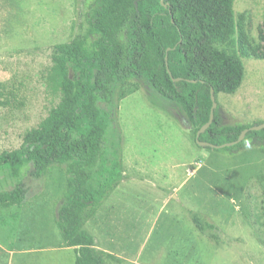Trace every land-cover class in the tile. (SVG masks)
<instances>
[{
	"label": "rangeland",
	"instance_id": "374dc122",
	"mask_svg": "<svg viewBox=\"0 0 264 264\" xmlns=\"http://www.w3.org/2000/svg\"><path fill=\"white\" fill-rule=\"evenodd\" d=\"M84 10V0H0V154L19 149L60 103L54 48L74 37ZM234 11L254 56L217 109L225 126H251L264 122V0H235ZM112 91L100 107L108 142L121 138L126 178L85 222L94 246L66 247L57 219L67 175L53 167L24 179L22 206L0 210V264H264L262 148L199 146L182 108L145 80ZM15 181L0 171V191Z\"/></svg>",
	"mask_w": 264,
	"mask_h": 264
},
{
	"label": "trees",
	"instance_id": "16d2710c",
	"mask_svg": "<svg viewBox=\"0 0 264 264\" xmlns=\"http://www.w3.org/2000/svg\"><path fill=\"white\" fill-rule=\"evenodd\" d=\"M234 6L235 0H84L74 37L54 48L60 103L19 149L0 154V171H12L16 180L12 190L0 191V210L26 202L27 176L40 180L63 168L66 198L57 226L66 247H93L85 222L126 178L121 138L108 142L111 121L100 104L111 103L113 86L145 80L182 108L197 136L211 119V91L216 101L236 93L245 76L242 60L254 56ZM263 123L225 126L216 108L199 140L222 146L248 130L233 146L205 148L264 153V128L251 130Z\"/></svg>",
	"mask_w": 264,
	"mask_h": 264
},
{
	"label": "water",
	"instance_id": "95a60500",
	"mask_svg": "<svg viewBox=\"0 0 264 264\" xmlns=\"http://www.w3.org/2000/svg\"><path fill=\"white\" fill-rule=\"evenodd\" d=\"M137 5V3H136ZM177 81V80H176ZM211 99H212V102H213V105H212V109H211V119H210V122L205 125L204 127H202V129L197 133V136H196V142L199 146H209V147H213L215 149H223L225 147H228V146H233L235 144H237L238 142L242 141L245 134L248 132V130H245L242 135L240 136L239 140L237 142H234V143H229V144H225V145H222V146H213L209 143H205V142H201L199 140V136L201 135V133L205 132L206 129L210 126V124L212 123L213 119H214V112H215V109L217 108V101H216V97L214 95V90L211 91ZM264 128V123L259 126V127H256V128H251V130H259V129H262Z\"/></svg>",
	"mask_w": 264,
	"mask_h": 264
},
{
	"label": "crops",
	"instance_id": "0c3cea01",
	"mask_svg": "<svg viewBox=\"0 0 264 264\" xmlns=\"http://www.w3.org/2000/svg\"><path fill=\"white\" fill-rule=\"evenodd\" d=\"M76 249H79L78 247H75ZM0 251H2V252H0V257L1 256H4L5 255V253H4V251H3V247L0 245ZM8 253H7V255L8 256H11V255H13V254H15L16 252H13V251H7ZM1 263V262H0Z\"/></svg>",
	"mask_w": 264,
	"mask_h": 264
}]
</instances>
